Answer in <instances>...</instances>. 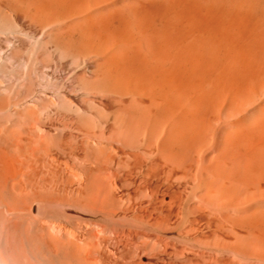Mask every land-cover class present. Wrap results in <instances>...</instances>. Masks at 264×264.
Instances as JSON below:
<instances>
[{"label":"rangeland","instance_id":"374dc122","mask_svg":"<svg viewBox=\"0 0 264 264\" xmlns=\"http://www.w3.org/2000/svg\"><path fill=\"white\" fill-rule=\"evenodd\" d=\"M6 130L0 264L27 263L7 229L21 223L66 264H152L165 235L120 241L111 219L130 208L166 225L208 207L264 232V0H0Z\"/></svg>","mask_w":264,"mask_h":264},{"label":"bare ground","instance_id":"6f19581e","mask_svg":"<svg viewBox=\"0 0 264 264\" xmlns=\"http://www.w3.org/2000/svg\"><path fill=\"white\" fill-rule=\"evenodd\" d=\"M6 131L7 137L5 141H0V152L11 151L9 139L11 130ZM3 143L6 144L2 145ZM16 187L9 179H0V192H3L1 196H4L5 200L11 197L13 191H16ZM18 190L20 192L19 195L25 196L27 193L26 188L22 184ZM250 195L255 194L252 193ZM254 197L258 198L257 196ZM253 198L251 200L254 201L256 198ZM246 200L247 202L249 201L248 199ZM246 200L243 199V201ZM233 201L236 203V200ZM233 201L232 203L230 202L231 205H233ZM257 201L259 202V200ZM249 204L247 209L244 208L245 210L249 209ZM239 205L241 204L239 203ZM50 207V216H57V210H52L54 206L50 205ZM168 207L169 205L164 210ZM74 208L78 210L77 206H74ZM120 211L121 214L119 216L111 219L117 227L116 229L119 230L120 241H124L128 234H137L141 231H145L147 234L149 232L153 234L154 232L164 233L165 242L162 244L161 250L151 256L150 262L152 264H264V232L262 227L259 229L260 226L254 227L252 224L253 226L250 229L249 225H241L231 219L229 215L227 219V214L225 217L222 212L209 210L208 207L204 209L201 207H195L194 209L188 207L185 209H167L166 212H171L168 214L173 215V217L169 223L162 225L160 224L161 220L144 219L142 216L145 214V209L130 208ZM84 213L91 217L97 215L92 210ZM226 213H229V210ZM262 213L261 218L264 217V212ZM206 215H210L209 219ZM235 215L237 217V214ZM254 215L257 217L256 212ZM12 227L14 228L15 239L19 242V252L26 259V264H51L53 261H55L53 263L59 264V261L55 259H58L62 254L63 257L60 264L67 263L69 253L65 249L64 244H55L53 240H49L48 237L39 234L38 228L30 224L21 223L9 226L7 229L11 230ZM91 253L90 249L86 251L84 254L85 262L92 258ZM153 256L154 258H152Z\"/></svg>","mask_w":264,"mask_h":264}]
</instances>
